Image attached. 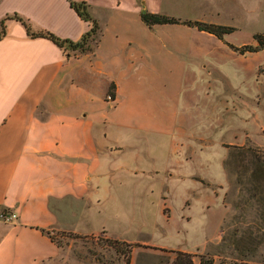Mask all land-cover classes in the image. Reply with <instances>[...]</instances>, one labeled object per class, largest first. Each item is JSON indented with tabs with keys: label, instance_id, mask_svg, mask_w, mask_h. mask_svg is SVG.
Returning a JSON list of instances; mask_svg holds the SVG:
<instances>
[{
	"label": "crops",
	"instance_id": "0c3cea01",
	"mask_svg": "<svg viewBox=\"0 0 264 264\" xmlns=\"http://www.w3.org/2000/svg\"><path fill=\"white\" fill-rule=\"evenodd\" d=\"M75 1L89 4L103 33L94 52L70 51L69 56L53 40L31 36L16 17L27 19L33 31L78 41L93 23L69 0H0V32L5 31L0 38V264H71L73 254L88 253L60 246L43 230L79 236L104 232L136 242L126 236L128 214L118 205L133 196L143 207L139 214H146L150 172L132 158L146 153L141 141L151 120L162 122L161 113L152 115L145 103L141 76L152 46V27L141 11L154 9L149 0ZM112 83L115 96L108 99ZM166 209L169 214L167 204ZM10 213L16 217L1 218ZM255 213L235 232L231 222H222L220 237L247 240L239 249L244 257L235 259L256 264L264 247L257 258L248 256H254L253 240L264 239V208ZM111 218L113 225L106 223ZM118 222L123 225H114ZM136 243L162 254L154 263H138L133 254L131 264H174L171 250L217 255L210 248Z\"/></svg>",
	"mask_w": 264,
	"mask_h": 264
},
{
	"label": "rangeland",
	"instance_id": "374dc122",
	"mask_svg": "<svg viewBox=\"0 0 264 264\" xmlns=\"http://www.w3.org/2000/svg\"><path fill=\"white\" fill-rule=\"evenodd\" d=\"M149 1L154 9L149 11L179 22L149 29L152 46L141 64L143 95L150 113H161L162 122L160 126L151 120L141 141L146 153L132 158L150 172L152 192L145 217L139 214L140 201L125 197L118 205L128 214L123 227L133 241L210 248L217 253L208 252L216 264H230L236 256L244 257L239 249L247 240L220 237L222 222H231L235 232L242 219H255V211L264 208V49L241 53L231 44H257L254 35L264 33V0ZM188 20L234 30L219 38L185 24ZM49 233L60 246L88 250L73 254L71 264H126L127 257L104 232ZM253 241L254 256L248 257L257 258L264 239ZM137 244L131 262L133 254L138 263L158 261L162 253L157 247ZM262 255L256 264H264V251Z\"/></svg>",
	"mask_w": 264,
	"mask_h": 264
},
{
	"label": "trees",
	"instance_id": "16d2710c",
	"mask_svg": "<svg viewBox=\"0 0 264 264\" xmlns=\"http://www.w3.org/2000/svg\"><path fill=\"white\" fill-rule=\"evenodd\" d=\"M69 1L71 2V5L73 6V8L79 13V15L83 19L90 20L93 23L91 29L87 31L82 36V38L78 41L60 38L47 30L33 31L32 25L27 19L21 18L18 15H16V17L23 21V23L25 24L27 28V31L29 32L31 36L46 37V38L53 40L60 47H62L69 56L71 55L70 51H74L75 53L77 52L81 54L94 52L102 37V33H103L102 27L99 24V22L92 16L90 9H89V4H87L86 2H77L75 0H69ZM141 18L145 22V24L148 25L149 27H153L155 25H160V24L179 22L174 17H170L168 15H165L159 12H152L145 8L142 9L141 11ZM184 23L189 26H196L199 30L207 31L209 33L216 35L219 38H223L224 33H230L234 30V28L230 26L218 25V24H212V23L208 24L202 21L188 20ZM4 33L5 31L3 29L0 32V38L4 35ZM254 38L257 41L256 45L246 44V45H243L242 47H238V46H234L231 44V47L240 51L241 53L257 52V51L264 49V33H257L254 35ZM115 89H116V85L112 83L109 89V93H108V96L111 99H113L115 96ZM43 231L52 238L49 231H46V230H43ZM110 242L114 246H117V251L119 253L124 254L127 257L126 264H130L132 249L134 248V246L138 244L134 242H127L125 240H119V239H113V238L110 239ZM122 243H125L128 246L126 250L118 248V245H121ZM175 252H176L175 264H195L194 263L195 256L199 257L200 264H214L215 263V257L211 255L210 253L194 254V253L185 252L182 250H176ZM230 264H255V263L245 261L244 259H236V260H233V262Z\"/></svg>",
	"mask_w": 264,
	"mask_h": 264
},
{
	"label": "built area",
	"instance_id": "2783aa9c",
	"mask_svg": "<svg viewBox=\"0 0 264 264\" xmlns=\"http://www.w3.org/2000/svg\"><path fill=\"white\" fill-rule=\"evenodd\" d=\"M108 99H111V98L108 96ZM15 217H16V214H14V213L1 215V218H3L5 221H10V220L14 219Z\"/></svg>",
	"mask_w": 264,
	"mask_h": 264
}]
</instances>
